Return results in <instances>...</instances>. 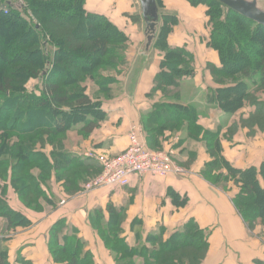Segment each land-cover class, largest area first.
Wrapping results in <instances>:
<instances>
[{"label":"trees","instance_id":"trees-1","mask_svg":"<svg viewBox=\"0 0 264 264\" xmlns=\"http://www.w3.org/2000/svg\"><path fill=\"white\" fill-rule=\"evenodd\" d=\"M185 1L207 9L208 46L220 61L219 66H209L216 87L207 90V102L223 113L240 115L230 134L239 128L248 129L249 135L264 133V100L258 96L264 91V26L214 0ZM157 4L161 11L162 0ZM165 15L152 40L164 57L150 96L160 91L171 101L154 105L141 119L148 146L153 145L154 151H161L158 139L165 131L188 127L190 137L197 139V132L201 133L197 108L178 103L180 96L171 92L183 79L194 77L195 68L193 55L168 41L178 16ZM132 19L139 22L141 16ZM150 35L146 32L147 38ZM129 41L108 17L87 11L86 0H0V264H34L21 253L12 262L4 246L11 240L7 233L32 226L10 205L9 191L24 207L40 212L42 201H55L50 193L52 178L61 183L68 199L82 193L84 185L102 173L96 159L73 154L57 141L71 131L88 138L106 121L102 102L111 99L110 86L117 83L110 74L124 69ZM46 43L54 47L53 56ZM88 79L106 97L90 96L85 85ZM244 109L249 112L241 113ZM205 141L212 161L202 176L223 191L231 183L238 188L232 202L253 232L258 221L264 223V161L259 167L237 169L223 157L218 133H205ZM125 212L109 203L88 217L115 264H203L210 232L194 220L168 239L162 227L147 237L146 244L134 247L124 236ZM67 228L65 220H59L49 231L53 263L96 264L87 242L78 231L69 234Z\"/></svg>","mask_w":264,"mask_h":264},{"label":"crops","instance_id":"crops-1","mask_svg":"<svg viewBox=\"0 0 264 264\" xmlns=\"http://www.w3.org/2000/svg\"><path fill=\"white\" fill-rule=\"evenodd\" d=\"M86 9L111 20L110 12H113L109 9L104 11L101 5L92 0L86 1ZM202 11L204 13L205 9ZM180 19L178 16V20ZM173 36L171 34L169 37L172 47L189 48L187 43H182L184 40L174 43ZM216 58L213 63L219 66V58ZM161 59L156 58L153 61L158 62L149 65L145 55H140L137 60L131 58L132 62L140 61L141 64L139 66L135 62L129 76L117 79L115 97L102 102V108L107 114L106 121L88 138H83L77 131H71L66 150L80 157L94 158L99 163L100 158H112L125 151L129 146L130 129L134 124L142 125V115L150 112L156 104L171 101L165 99L160 91L150 96ZM136 70L139 73L137 77L130 78ZM183 80L193 81L206 93L209 88L216 87L209 74L200 73L196 69L193 78ZM171 92L172 95H179L178 103L183 104L180 102L181 92L177 89H172ZM205 100L210 111L202 113L196 107L200 114L198 125L201 127V133L197 132L198 139L190 137L188 127H184L182 131H165L158 139L162 151L174 153V161L184 169L182 176H135L128 187L103 188L68 200L61 190V183L52 178L50 188L57 185L52 192L55 197L53 204L42 202L43 210L40 212L17 206L15 208L32 222V226L17 229L16 237L8 242L11 261H15L18 253H21L34 264H46V261L54 264L48 251L49 231L57 221L65 220L68 227L66 232L70 234L73 230L78 231V235L93 252L96 264L97 261L99 264L101 242L88 217L93 210H105L109 203H113L119 209H126L124 236L131 246H143L147 237L162 227L166 230L164 239H168L188 221L194 220L201 229L210 232L209 250L203 264H264L262 238H258L256 231L248 229L232 202L238 188L231 183L228 191H223L202 176L205 165L212 161L207 151L205 133L219 134L223 157L237 169L261 165L264 161V133L249 135L248 129L239 128L235 134H230V128L238 119L237 114L224 121V116H221L223 112L209 104L207 97ZM248 112L249 109L241 111L245 114ZM62 201L67 202L61 205ZM132 226H135L133 230ZM135 230L139 233L134 234Z\"/></svg>","mask_w":264,"mask_h":264},{"label":"rangeland","instance_id":"rangeland-1","mask_svg":"<svg viewBox=\"0 0 264 264\" xmlns=\"http://www.w3.org/2000/svg\"><path fill=\"white\" fill-rule=\"evenodd\" d=\"M92 2H94L95 4L101 5V7H103L104 11H106L108 9L111 10L113 12V13L110 12V14H112V15H110L112 22L114 24L116 23L118 26L123 28L125 31L121 29L122 32H124L130 40L129 44H128V48L126 50L127 62L125 64V66H123L124 69L121 67V68H119L118 73H114V74L111 73L110 74L111 78L117 80L121 76H123L125 78L127 76H129V74L132 73V69H133L134 64L136 62V61L132 62L131 58H134L137 60L138 58H140V55H145L146 58H148L149 65H150L151 63L158 62V61H156V62L153 61V60H156V58L159 59V58L164 57V54H163L164 52H162L160 49H157L154 46L153 42L150 44L148 49H146L147 44H148V40H147V36H146V32H145L146 26L144 25L142 18H141V21H139V22H136L132 19V17L136 18V16H138V15L141 16L140 5H139L138 0H92ZM204 9H205V12L203 13L202 10H204ZM206 10L207 9L205 7H202V6L191 7L190 4L185 0L184 1H181V0H162V8L160 11V20H159L158 26H160L161 23L164 24L163 16H166L165 14H174V15L180 16L181 19L178 21V24L173 28V31H172V34L174 35L173 36L174 43H180V41L184 40L182 43H187L188 47H189V48H186V47L185 48L187 50L189 49L192 52L191 53L188 50L193 55V58H194L193 66H194V68L200 73L209 74V77L211 76L212 81L214 82V79H213V76L211 75L209 66L214 65L213 61L216 62V60H217L216 56L218 57V54L208 46V43L210 41L211 27L209 25V19L207 17ZM130 14H132V15H130ZM168 41L170 43V39ZM48 46L49 45H47L46 48H48L49 53L53 56L55 49L52 46L51 47H48ZM137 63L140 66L141 62L137 61L136 64ZM126 70H127V74H126ZM124 73H125V75H124ZM138 74H139L138 70H136L131 75L130 78L133 77L135 79ZM191 78H193V77H191ZM85 85L88 88L87 93L90 96L94 95V96H98V97H102V98L106 97L103 94L99 93V91H97V85L93 81L88 79ZM110 89L112 92L110 94L111 95L110 98H113V97H115V94L117 93V89H118L117 84H112L110 86ZM177 91H179V93L181 92V99H180L181 103L197 107L199 109V111L202 113H206L207 111H210V109L207 108L208 104L206 103V100H205V97L208 96V93H206L202 89L198 88L196 86V84H194L193 81L183 80L181 82L179 88H177ZM258 96L260 99L264 100V91H261L258 94ZM104 100H109V99H104ZM221 116H224L223 117L224 121H228L232 115L222 113ZM239 116L240 115H237V118ZM69 133L70 132H68L65 135V138L58 137L57 143L60 145V147H62V148L66 147V143L68 142V138H69ZM46 149L48 150V152H50L49 147H47ZM56 186L50 188V193H52L54 191ZM82 194H83V192L80 194H77V195H73V197L77 198V197H80V195H82ZM8 198H9L8 201H9L10 205L14 209L17 207H22V208L27 209L26 207H24L22 202L18 199V197L14 193H12V192L8 193ZM66 200H68V199H66ZM18 202H20L23 206L21 204H19ZM42 202L46 203L45 201H42ZM65 202H67V201H65ZM124 217L126 219V213H125ZM125 219L123 221V225H124ZM45 225H47V224L45 223ZM123 225H122L123 231H124V233H126ZM20 228L22 229V228H28V227H19L17 229H20ZM134 228H135V226H132V230ZM93 231L95 232V234L100 239L97 230L93 229ZM255 231L258 233V238H260V239L262 238V242L264 243V238L261 236L264 234V223L262 221L257 222L256 229L253 232H255ZM133 233L137 234L139 232L135 230V232H133ZM16 235H17L16 231L12 232V233L9 232L6 234V236H10L11 239L13 237H16ZM8 242H10V240H8L6 243H4V246L6 248H8ZM100 242L101 243L99 244L100 245L99 248H100L102 255L99 256V257H101L99 264H115L111 253L106 249V247H105V245L101 239H100ZM101 244H103V245H101ZM46 264H51V263H48L46 261ZM97 264H98V261H97Z\"/></svg>","mask_w":264,"mask_h":264},{"label":"built area","instance_id":"built-area-1","mask_svg":"<svg viewBox=\"0 0 264 264\" xmlns=\"http://www.w3.org/2000/svg\"><path fill=\"white\" fill-rule=\"evenodd\" d=\"M129 146L121 154L112 158H100L102 173L83 187V194L103 188H125L133 177L153 176L167 178L182 176L185 172L174 161V153L154 151L147 144L146 133L141 124H134L128 134ZM62 201L61 204H65Z\"/></svg>","mask_w":264,"mask_h":264},{"label":"water","instance_id":"water-1","mask_svg":"<svg viewBox=\"0 0 264 264\" xmlns=\"http://www.w3.org/2000/svg\"><path fill=\"white\" fill-rule=\"evenodd\" d=\"M227 9L264 26V0H214ZM140 5L141 18L146 26V32L152 34L148 37V47L150 46L156 28L160 20V10L157 0H138ZM47 43L45 46L47 47Z\"/></svg>","mask_w":264,"mask_h":264},{"label":"bare ground","instance_id":"bare-ground-1","mask_svg":"<svg viewBox=\"0 0 264 264\" xmlns=\"http://www.w3.org/2000/svg\"><path fill=\"white\" fill-rule=\"evenodd\" d=\"M143 117H144V116H143ZM157 138H158V137H157ZM149 143H150V142H149ZM152 147H153V145H152ZM152 147H151V148H152ZM155 148H156V147H155ZM162 149H163V148H162ZM123 152H124V151H123ZM7 200H9V198H8ZM7 200L5 199V201H7ZM11 209H12V208H11ZM158 229H159V228H158ZM143 248H144V247H143ZM23 259H24V258H23Z\"/></svg>","mask_w":264,"mask_h":264}]
</instances>
